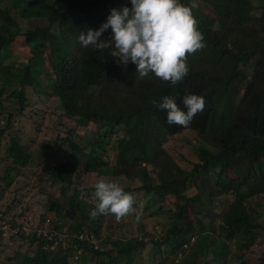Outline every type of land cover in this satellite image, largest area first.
I'll list each match as a JSON object with an SVG mask.
<instances>
[{
	"label": "trees",
	"instance_id": "1",
	"mask_svg": "<svg viewBox=\"0 0 264 264\" xmlns=\"http://www.w3.org/2000/svg\"><path fill=\"white\" fill-rule=\"evenodd\" d=\"M230 1L243 10L218 20L216 31L196 17L218 61L202 64L195 54L189 56L188 76L172 86L151 74L137 80L135 64L119 65L107 56L108 50L84 48L79 42V33L99 30L112 9L131 8V0H0V52L22 36L32 53L30 64L8 67L12 72L22 70L20 88L6 96L17 103L2 98L6 89L0 87V113L6 114L0 149L14 117L29 104L25 88L36 87L42 74L49 75L47 85L52 86L61 119L75 124L65 137L57 136L56 148L40 145L43 159L55 163L48 165L47 179L51 186L61 183L63 202L47 195L45 209L54 217L42 221L41 227L27 231L11 221L7 233L0 227V263L17 264L21 259L20 264H138V255L150 244L153 257L162 261L180 259L195 245L211 264H217L218 248L225 243L233 250L222 264H264V1ZM181 2L187 6L191 0ZM18 19L31 24L34 19L40 25L21 32ZM110 35L111 29L101 40ZM45 45L51 74L39 55ZM4 69L0 59V72ZM241 78L243 89L233 95V86ZM190 94L203 96L206 107L187 128L169 126L166 111L152 103L159 104L167 96L186 111L182 99ZM222 103L227 112L219 120ZM89 125L96 127L95 137L82 135ZM185 132L197 134L200 148H194L196 155L184 164L171 158L166 144ZM4 147L0 179L10 187L32 158L17 138L11 137ZM110 148L114 165L107 153ZM79 169L96 175V182L101 177H124L126 192L142 193L145 205L141 219L135 218L137 235L126 244L121 238L99 236L105 216L89 218L96 204L94 187L85 189L84 195L73 186ZM115 169L126 173L120 175ZM134 182L142 185L132 188ZM250 185L245 195H238ZM162 218L167 223L159 225L158 234L147 230L149 220ZM203 239H208V248L199 244ZM255 248L262 258L255 257Z\"/></svg>",
	"mask_w": 264,
	"mask_h": 264
},
{
	"label": "rangeland",
	"instance_id": "2",
	"mask_svg": "<svg viewBox=\"0 0 264 264\" xmlns=\"http://www.w3.org/2000/svg\"><path fill=\"white\" fill-rule=\"evenodd\" d=\"M196 2L198 3L199 7L193 10L195 16L201 18L204 22H207L213 31H216L219 27L218 20L227 18L228 15L232 13V11L239 12L240 10H243H239L240 6L230 0H196ZM18 21L20 23L19 29L21 32L24 30V28L34 29L36 26L40 25L39 23H36L37 21L34 19V24L26 22L23 19H18ZM39 55L44 60L43 63L46 66V70L49 72L48 74H51V61L49 58V50L47 45L43 47V51ZM195 55V59L202 64L216 62L219 59V55L215 53L208 45ZM0 56L2 67L5 68L3 72H0V87L4 86V89H6L2 98L8 100L9 97H6L7 94L11 93L12 91H17L20 88L18 82L20 76L18 73L22 71L15 70V72H12L10 69H8V67H10L11 64H15L16 67L30 64L32 61V53L25 44L24 38L22 36H17L12 44H9V46L5 47L3 51L0 52ZM251 63H253V61ZM249 73L250 70H247V74ZM48 80H50L49 75L42 74L40 80L37 82L36 87L25 88V96L29 100V104L19 116L16 115L14 117L12 125L8 131L5 132L4 138L1 141L2 148L0 149V160H4L6 157L4 153V145L9 143L11 137L17 138L19 145L25 147V150L32 158V162L28 168L19 170L21 176L17 177L10 187H6L3 180L1 181L0 179V190L4 189L3 193L0 191V213L2 215L0 219L7 224L10 221L12 224L16 223L27 231H30L33 227H41L42 221H44L46 218L50 219L54 217L53 214L49 213L45 209V201L48 194H50L54 200L61 202L64 200L60 197L61 183L57 182L51 186L50 180L47 179L46 171L48 165H54L55 163L51 160L46 161L43 159V157L40 155V145H53V148H56L57 146H55L54 141L57 139V136L65 137L68 133L67 130L69 128H74L75 126L72 120L65 119L63 117L61 119L60 116H62V111L57 99L51 96L53 89L52 86L47 85ZM244 83V78H241L239 81H237L233 86L232 94L236 95L240 93L243 89ZM9 100L17 103L14 98ZM227 100L228 105L229 98H227ZM227 105L225 106L222 103L221 110L217 116L219 120L223 118L224 113L227 112ZM5 115V113H0V129L5 127ZM81 132L82 135L88 136L89 138L92 136L95 137L96 127L94 125H89L85 130H81ZM199 146L200 143L197 139V134L190 132L182 133L176 138L171 139L166 144L168 151L167 153L171 156V158H173L175 161L183 160V162L187 158L194 157V155H196L194 153V148H200ZM63 149L64 148L62 147V150ZM107 153L111 165H114L115 158L113 149L110 148ZM66 157L68 156L66 155ZM34 159L37 162L34 163ZM75 161L78 162V156H76ZM6 164H11V160ZM81 167H83L82 164ZM3 171L4 164L2 163L0 165V173H3ZM114 172L120 173V175H124L126 173L120 169H115ZM39 179H41V181ZM96 179V175L84 173L81 169H79L76 172V175L73 176V186H77L80 189L83 187L82 194L86 195L84 190L94 187ZM106 181H115L119 183L121 187L127 186L126 179L124 177H115L109 180L107 179ZM141 185L142 183L140 184L139 182H134L131 187L137 188ZM242 188V191H240L238 194L239 196L245 195L247 190L251 188V185L247 187L244 186ZM191 194L192 192L188 193V195ZM133 196L135 197L138 206L145 205V199L143 198L140 191L135 192ZM86 198L90 197L86 196ZM170 200L171 199H168V203ZM262 201V204H264V199ZM69 202L71 203L72 201L70 200ZM161 223L165 225L167 222L163 218L155 219L153 223H151L149 220L147 223V230L151 231L154 229L158 234L160 232L158 227ZM136 224L137 223L135 222L134 215L124 218L119 222L116 221L114 216H105L102 222H100L99 236L101 238H121V240L124 241L122 244H126L128 239L137 235ZM1 229L3 228L1 227ZM90 240L94 245H97V240L91 238ZM199 244L208 248V239H203L202 243L199 242ZM14 245L17 244L13 243L11 247L14 248ZM196 248L197 247L193 245L189 251H187L184 255H181L180 259L175 260L170 258L167 261H162L159 259V257H153L151 253L152 246L147 244L146 248L143 249V251L138 255L137 263L182 264L185 262L190 264L193 262L192 264H211L209 257H206L207 254L200 252ZM218 249L221 259L217 261V264H222V261L228 256V252L232 251L233 248L225 243H222L221 247ZM9 251L10 250L8 249L4 250L6 253ZM254 251L256 258L260 259L263 257L262 252L258 248H255ZM248 254L251 256L250 253ZM251 259L254 260L252 256ZM20 260L16 263H22ZM76 263L82 264L81 261H76Z\"/></svg>",
	"mask_w": 264,
	"mask_h": 264
},
{
	"label": "clouds",
	"instance_id": "3",
	"mask_svg": "<svg viewBox=\"0 0 264 264\" xmlns=\"http://www.w3.org/2000/svg\"><path fill=\"white\" fill-rule=\"evenodd\" d=\"M131 5V8L112 9L99 30L79 33L81 46H92L101 52L108 50L107 56L119 65L135 64L137 80L151 74L163 83L178 85L189 74L188 57L207 47L193 11L199 7L198 3L191 0L186 6L181 0H131ZM109 29L110 37L101 40ZM152 103L166 111L169 126L183 128L206 107L205 98L195 94L183 97L186 111L167 96L159 104L155 100ZM93 195L96 204L88 213L91 220L111 215L119 222L135 215L139 221L143 215V206L137 207L135 197L115 181L101 177L94 184Z\"/></svg>",
	"mask_w": 264,
	"mask_h": 264
},
{
	"label": "built area",
	"instance_id": "4",
	"mask_svg": "<svg viewBox=\"0 0 264 264\" xmlns=\"http://www.w3.org/2000/svg\"><path fill=\"white\" fill-rule=\"evenodd\" d=\"M1 217H2V215H1V213H0V218H1ZM1 223H2V224H1ZM0 227L3 228L4 233H5V232L7 233L8 230H6V229L8 228V224L5 223L4 221H2L1 219H0Z\"/></svg>",
	"mask_w": 264,
	"mask_h": 264
}]
</instances>
